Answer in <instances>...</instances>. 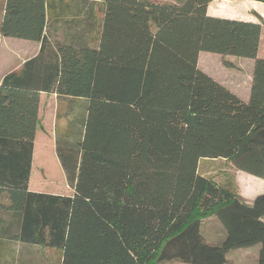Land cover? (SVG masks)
<instances>
[{
  "label": "trees",
  "instance_id": "16d2710c",
  "mask_svg": "<svg viewBox=\"0 0 264 264\" xmlns=\"http://www.w3.org/2000/svg\"><path fill=\"white\" fill-rule=\"evenodd\" d=\"M211 1L7 0L0 34L39 48L0 89L31 90L23 133L33 152L39 95L55 94L54 148L69 188L28 190L29 142L21 173L0 175L20 189L7 250L33 247V264H224L230 249L258 245L264 264V192L247 201L226 167L201 169L223 161L264 176V19L210 15ZM50 18L65 26L62 41L44 33ZM200 51L252 59L248 97L204 72ZM211 217L223 231L214 243L201 232Z\"/></svg>",
  "mask_w": 264,
  "mask_h": 264
},
{
  "label": "rangeland",
  "instance_id": "374dc122",
  "mask_svg": "<svg viewBox=\"0 0 264 264\" xmlns=\"http://www.w3.org/2000/svg\"><path fill=\"white\" fill-rule=\"evenodd\" d=\"M98 5V2L97 4ZM211 11H220L223 14L233 15L237 18H250L257 21L254 13H258L264 19V3L254 0H214L210 3ZM56 18V17H55ZM61 21V19H59ZM65 28V26L62 24ZM260 43V55L264 56V23ZM228 60L232 66H226L224 61ZM253 60L249 58L222 56L216 53L200 51L198 55V66L215 80L224 84L241 98H247L251 82ZM41 107L40 129L37 133L36 153L33 158V175L31 182L33 190L49 193H66L69 188L65 174L55 154L53 142V115L55 105L47 104L49 99ZM201 162V169L215 173L219 168L226 167L237 181L239 191L249 201L258 194L264 192V182L261 177L249 174L240 169H234L223 161L204 160ZM213 219V220H212ZM210 222H204L201 226L202 234L209 242H216L218 227L220 223L217 218L212 217ZM222 228H220L221 230ZM216 230V231H214ZM214 231V232H213ZM258 245H250L242 248L230 249L227 252V261L224 264H255ZM49 251H45L48 254ZM33 255V263L36 262ZM38 261V260H37ZM160 264H184L180 262H161Z\"/></svg>",
  "mask_w": 264,
  "mask_h": 264
},
{
  "label": "crops",
  "instance_id": "0c3cea01",
  "mask_svg": "<svg viewBox=\"0 0 264 264\" xmlns=\"http://www.w3.org/2000/svg\"><path fill=\"white\" fill-rule=\"evenodd\" d=\"M26 1L25 4L29 6L32 5V0H20ZM28 1V3H27ZM228 1V0H227ZM7 0H0V17L4 14L5 5ZM214 2L211 1L210 3ZM210 3L207 7V12L213 16H222L229 18H237L233 15L223 14L220 11H211ZM243 20H252L250 18H238ZM55 18L49 19V24L56 23L52 27L48 26L45 28L44 33L52 40L62 41L64 39L63 35L65 34V28L62 26L60 20L55 22ZM1 22V21H0ZM52 25V24H50ZM73 31V30H72ZM71 31V32H72ZM261 37L260 43L262 38ZM259 43V47H260ZM39 42L33 40L29 37H17V36H5L0 34V82L2 78L9 72L16 70L21 67V65L27 60L32 58L38 51ZM260 55V48L258 51ZM264 57V56H262ZM0 95L5 96L0 98V175L3 176H15L20 174L22 170V160L23 152L27 153V144L32 142V152H31V169L28 183V190L33 191V183L31 182V177L33 175V158L36 153V144H37V133L40 129V115L39 121L37 123V130L34 138V152H33V136H27L26 133H23L24 129H29L32 126L31 120V104L33 100V95L31 90L26 89H0ZM12 92V94H11ZM49 99V105H55V94L49 93H40L39 95V109L38 114L41 111V107L44 102ZM248 97V96H247ZM51 102V103H50ZM24 117V119H23ZM54 122V115L52 118ZM31 135V134H30ZM53 139V138H52ZM54 142V139H53ZM262 182H264V176L261 177ZM5 181V180H4ZM11 191H14L13 196H11ZM19 195L20 189L15 186L0 185V241L2 242V247L0 248V263L4 264L7 254H13L15 260L13 264H19L18 260L20 259L23 264H33V247H21L16 246L13 250H7L5 242L10 240V236L13 232L11 230H6V225L11 222H19L21 218V208L17 209V214L14 208L15 194ZM240 192V191H239ZM241 194V192H240ZM242 197L243 194H241ZM21 196V194H20ZM245 200L249 201L248 198ZM212 218V217H211ZM211 218L206 219L204 222L209 223ZM213 220V219H212ZM203 222V224H204ZM218 236L215 241L219 240L223 236L221 226L218 227ZM8 229V228H7ZM216 231V230H214ZM213 231V232H214ZM11 237V238H10ZM19 256V257H18ZM22 257V258H21Z\"/></svg>",
  "mask_w": 264,
  "mask_h": 264
}]
</instances>
